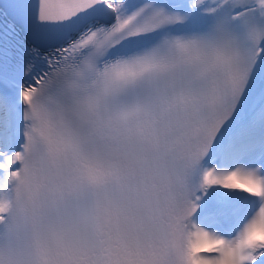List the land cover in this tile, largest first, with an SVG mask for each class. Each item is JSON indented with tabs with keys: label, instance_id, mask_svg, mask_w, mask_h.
<instances>
[{
	"label": "snow or ice",
	"instance_id": "1",
	"mask_svg": "<svg viewBox=\"0 0 264 264\" xmlns=\"http://www.w3.org/2000/svg\"><path fill=\"white\" fill-rule=\"evenodd\" d=\"M0 264H264V0H0Z\"/></svg>",
	"mask_w": 264,
	"mask_h": 264
}]
</instances>
